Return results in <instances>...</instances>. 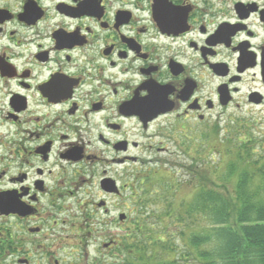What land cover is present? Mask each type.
Listing matches in <instances>:
<instances>
[{"label": "flooded vegetation", "instance_id": "flooded-vegetation-1", "mask_svg": "<svg viewBox=\"0 0 264 264\" xmlns=\"http://www.w3.org/2000/svg\"><path fill=\"white\" fill-rule=\"evenodd\" d=\"M263 126L264 0H0V264H64L175 153Z\"/></svg>", "mask_w": 264, "mask_h": 264}, {"label": "trees", "instance_id": "trees-1", "mask_svg": "<svg viewBox=\"0 0 264 264\" xmlns=\"http://www.w3.org/2000/svg\"><path fill=\"white\" fill-rule=\"evenodd\" d=\"M223 143L224 171L204 148L141 186L114 240L123 264H264V142L233 134Z\"/></svg>", "mask_w": 264, "mask_h": 264}, {"label": "rangeland", "instance_id": "rangeland-1", "mask_svg": "<svg viewBox=\"0 0 264 264\" xmlns=\"http://www.w3.org/2000/svg\"><path fill=\"white\" fill-rule=\"evenodd\" d=\"M229 114L231 115H235L237 117H242V118H250L253 117L255 119V121H259V115L257 114V110H251V108L248 105H242L240 109H237L236 106L232 107L229 112ZM262 132H264V126L261 129ZM222 137L217 139L216 137H212L211 140L209 142H206L205 146L201 149L203 151L204 148L208 149V153L212 152V153H216V161L219 162V164L221 165L222 171H224L225 166L227 167V158L225 157V153H226V144L225 143H221L220 140L224 139V135L225 133L222 132ZM256 138H258L259 140H263L264 138L262 136H257L255 135ZM264 148V143L262 146H259L258 151H261V148ZM192 154V153H190ZM172 166L171 167H180L179 165H183L184 163L186 164L188 161H191L190 156H188L187 154H179V153H175L172 156ZM171 162V163H172ZM171 168H167L166 171L167 172H163L161 173V176H165V177H170L171 176V171H169ZM213 170L214 174H217V172ZM170 172V174H169ZM181 172H179L178 176H181ZM161 178V177H160ZM183 198L185 197H190L191 196V192H189L188 190H184L182 195ZM153 208H155V205H152ZM128 203L126 204V206L124 207V214H126L127 216L129 215V210H128ZM110 219H115L116 222L118 223V216H115V213L112 214L110 216ZM120 225V224H119ZM128 226V224H124L123 227L118 228V226H115L113 228H111L109 231L107 232H103L100 234L95 235L91 246L88 248V250H86L85 252L81 251V250H75V249H64V250H60L57 252V257L60 260V262L64 261V264H123L124 261V256L123 253L114 249L112 251H104L102 249V243H108L111 240H120L119 237L123 236L126 232V227ZM117 240V241H118ZM72 252H77L78 255H76L73 258H70L69 254H72ZM75 254V253H74Z\"/></svg>", "mask_w": 264, "mask_h": 264}, {"label": "water", "instance_id": "water-1", "mask_svg": "<svg viewBox=\"0 0 264 264\" xmlns=\"http://www.w3.org/2000/svg\"><path fill=\"white\" fill-rule=\"evenodd\" d=\"M127 219V216L125 214L121 215L119 220L120 222H124ZM108 245H105V247H107Z\"/></svg>", "mask_w": 264, "mask_h": 264}]
</instances>
